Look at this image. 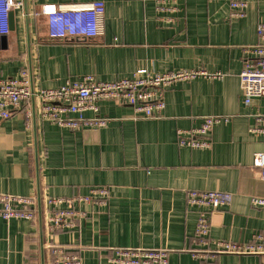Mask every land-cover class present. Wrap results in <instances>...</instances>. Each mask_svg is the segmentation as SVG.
<instances>
[{
	"label": "crops",
	"instance_id": "crops-1",
	"mask_svg": "<svg viewBox=\"0 0 264 264\" xmlns=\"http://www.w3.org/2000/svg\"><path fill=\"white\" fill-rule=\"evenodd\" d=\"M17 1L14 30L0 36V79L25 68L34 89H53L88 75L130 78L138 68L215 74L167 88L154 119H137L130 106L105 100L97 103L99 116L109 119L105 127L69 131L41 121L33 96L0 121V193L34 196L36 209L40 199L43 263L51 242L77 253L81 264H110L116 248H163L168 264H264L254 255L192 258L197 209L186 203L191 190L229 193V206L211 214L212 238L244 244L264 235V207L251 205L252 197L264 198L253 167L264 135L252 131L264 128V97L246 105L239 83L261 42L264 0H101L102 35L69 40L47 38L42 6L72 9L96 0ZM238 2L247 5L242 19L230 17ZM205 117L227 118L209 131L210 147L179 146L177 131L198 128ZM97 187L108 190L105 208L78 205L87 216L75 229L46 231L47 198L85 196ZM0 264H41L37 220H0Z\"/></svg>",
	"mask_w": 264,
	"mask_h": 264
},
{
	"label": "built area",
	"instance_id": "built-area-1",
	"mask_svg": "<svg viewBox=\"0 0 264 264\" xmlns=\"http://www.w3.org/2000/svg\"><path fill=\"white\" fill-rule=\"evenodd\" d=\"M245 2H238L230 12L231 18L245 16ZM22 8L17 0H0V36L9 34V13ZM41 14L47 19L49 40L93 39L103 33L105 4L96 0L86 7L63 9L44 5ZM256 33L260 44L251 51L253 58L246 61L239 74L243 101L247 105L254 98L264 97V23L258 24ZM214 77L215 74L196 70L178 72H154L138 68L130 78L114 81H98L93 76H83L76 81H66L53 89H34L27 69L20 70L17 77L0 79V121L10 118L16 110L35 96L38 99L39 118L59 128L79 131L85 128L99 129L106 126L108 118L99 116L97 103L115 100L130 106L135 118L154 119L164 108L163 93L170 86L197 77ZM218 76V75H216ZM91 112L90 118L84 116ZM26 126H30L31 113L25 114ZM227 118L205 117L198 128L178 130V145L190 149H208L211 128ZM264 135V128L253 129ZM253 167L264 181V152L253 156ZM231 195L220 191H195L186 193V203L197 209L194 237L199 248L191 250L195 259H212L220 255L264 256V235L257 234L248 243H234L213 239L210 217L213 211L228 207ZM96 205L105 208L108 204L107 188H91L88 195L71 198H47L45 216L46 231H72L77 222L87 216L78 205ZM253 207H264V198L252 197ZM0 220H25L36 222L37 209L34 196H16L0 193ZM49 264H81L79 255L67 247L48 242ZM169 251L163 248H116L110 264H168Z\"/></svg>",
	"mask_w": 264,
	"mask_h": 264
},
{
	"label": "water",
	"instance_id": "water-1",
	"mask_svg": "<svg viewBox=\"0 0 264 264\" xmlns=\"http://www.w3.org/2000/svg\"><path fill=\"white\" fill-rule=\"evenodd\" d=\"M9 30L13 31L14 30V21H13V11L9 13ZM4 36V35H3ZM34 115V114H33ZM35 143V165L36 168L37 166V148H36V140L34 141ZM38 183V182H37ZM38 188V187H37ZM39 190V188H38ZM37 190V192H38ZM37 222L39 226V239H40V252H41V264L43 263V233H42V214H41V209H40V199L37 198Z\"/></svg>",
	"mask_w": 264,
	"mask_h": 264
}]
</instances>
